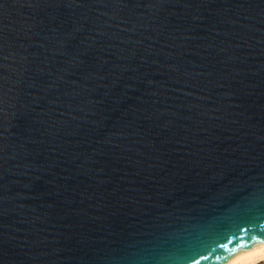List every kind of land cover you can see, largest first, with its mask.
I'll use <instances>...</instances> for the list:
<instances>
[{
	"label": "water",
	"instance_id": "1",
	"mask_svg": "<svg viewBox=\"0 0 264 264\" xmlns=\"http://www.w3.org/2000/svg\"><path fill=\"white\" fill-rule=\"evenodd\" d=\"M263 241L264 0H0V264Z\"/></svg>",
	"mask_w": 264,
	"mask_h": 264
},
{
	"label": "bare ground",
	"instance_id": "2",
	"mask_svg": "<svg viewBox=\"0 0 264 264\" xmlns=\"http://www.w3.org/2000/svg\"><path fill=\"white\" fill-rule=\"evenodd\" d=\"M262 261H264V241L219 264H257Z\"/></svg>",
	"mask_w": 264,
	"mask_h": 264
},
{
	"label": "snow or ice",
	"instance_id": "3",
	"mask_svg": "<svg viewBox=\"0 0 264 264\" xmlns=\"http://www.w3.org/2000/svg\"><path fill=\"white\" fill-rule=\"evenodd\" d=\"M223 247V245H221ZM208 257L206 255L200 254L199 258H193V264H201V260H207Z\"/></svg>",
	"mask_w": 264,
	"mask_h": 264
},
{
	"label": "trees",
	"instance_id": "4",
	"mask_svg": "<svg viewBox=\"0 0 264 264\" xmlns=\"http://www.w3.org/2000/svg\"><path fill=\"white\" fill-rule=\"evenodd\" d=\"M264 262L262 261V262H260V263H257V264H263Z\"/></svg>",
	"mask_w": 264,
	"mask_h": 264
},
{
	"label": "rangeland",
	"instance_id": "5",
	"mask_svg": "<svg viewBox=\"0 0 264 264\" xmlns=\"http://www.w3.org/2000/svg\"><path fill=\"white\" fill-rule=\"evenodd\" d=\"M264 262V261H263ZM264 264V263H263Z\"/></svg>",
	"mask_w": 264,
	"mask_h": 264
}]
</instances>
